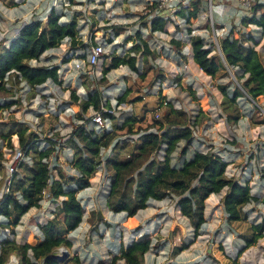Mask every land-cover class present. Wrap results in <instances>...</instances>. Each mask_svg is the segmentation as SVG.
<instances>
[{
	"label": "rangeland",
	"instance_id": "obj_1",
	"mask_svg": "<svg viewBox=\"0 0 264 264\" xmlns=\"http://www.w3.org/2000/svg\"><path fill=\"white\" fill-rule=\"evenodd\" d=\"M77 2L73 5L67 0H0V42L6 40L5 46L18 35V30L24 24L35 19L45 24L48 12L54 8L59 15L64 14L68 19L76 20L83 44L100 43L106 51L94 68L84 67L76 71L74 60L83 55V51L78 50V56L74 55L69 63L62 64L69 48L65 41L59 48L45 52L39 61L30 62L33 66H59L60 85L48 82L31 91L25 85L17 88L10 77L9 95L1 98L11 106L0 111V123L26 124L41 140L52 139L55 142L56 152L50 160L52 163L54 159L56 161L51 164V167L57 168L52 170L56 180L59 179V171L68 178L78 177L71 165L72 150L67 143L73 126L81 124L74 119L72 108L68 105L71 92L75 91L82 98L87 89L92 90L97 86L103 103L111 106L109 113L112 117L105 121L110 128L109 132L114 131L116 138L107 150L102 151L101 165L90 179V188L77 194V199L85 209L83 222L69 236L72 248L60 247L55 250L56 253L54 251V254L66 256L62 262L57 261L58 264H74L76 256L83 264H97L100 261L109 263L113 255L119 254L121 246H127L141 235H149L152 241L153 247L144 257L147 264H264V189L261 182V170L264 168V103L261 100L254 102L245 96L237 99L236 111L227 108L221 88L232 95L237 90L241 91L240 83L229 70L220 72L214 78L206 76L194 64L190 45L192 37H200L206 48L212 51L211 54H215L219 38L227 36L231 31L233 37L237 38V32L240 31L255 37L258 43L255 49L264 62V36L260 30L254 26L241 27L240 18L231 24L227 23L226 31L221 30L222 26H216L219 29L215 30L212 25L216 24L215 14L212 13V21L205 14V20L200 16L187 23V13H182L179 26L167 24L162 33L151 35L149 23L145 28L142 22L145 0ZM205 9L202 12L208 14ZM137 30L142 33V39L156 57L148 58L152 69L141 76V52L136 57L137 72L120 67L103 76L111 52L123 56L134 44L139 43L135 38ZM172 39L182 42V54L185 58H181L172 48ZM157 73L163 74L164 81L156 80ZM122 94L127 96L123 103L118 104L116 99ZM49 96L51 100L48 99ZM195 98H205L209 106L203 123L192 127V150H211L220 154L228 164L225 177L248 184L251 195L256 200L243 208L242 220L232 224L226 222L222 205L226 189L220 194L209 196L204 202L205 224L196 239L193 238L189 221L181 215L171 199L151 201L147 209L136 215L135 220L125 221L123 214H112L107 208L106 198L114 173L103 161L113 153L121 160L130 156L142 136L138 129L144 131L152 127L150 131L155 132L158 126L153 127L154 122L163 124L165 116L170 112L168 106L162 108L163 102L171 104L172 108L185 112L193 119L199 106ZM93 113L89 109L84 120L91 118ZM229 114L238 115L235 126L227 123ZM128 117L137 122L132 126V131L136 133L129 134L126 127L121 129ZM86 124L91 127L89 122ZM115 142H118L119 147L122 145L123 149H116L111 153ZM11 143L13 149L0 141V151L6 160L3 163L5 176L10 175L9 168L18 163L15 160L18 151L16 136H12ZM174 162L176 163L175 160ZM1 178L2 175L0 196L5 190V180L2 181ZM59 203L60 201H44L40 209H31L15 228L14 240L18 244H35V240L41 237L38 226L53 217V211ZM93 212L97 215L94 220L97 221V226L88 234L90 224L87 219ZM259 224L263 225V229L258 233L253 227ZM137 227L140 228L139 231L136 230ZM254 233L262 238L239 255L245 240ZM1 235L12 238L9 229L0 231ZM182 242L190 246L184 251H178Z\"/></svg>",
	"mask_w": 264,
	"mask_h": 264
},
{
	"label": "trees",
	"instance_id": "obj_2",
	"mask_svg": "<svg viewBox=\"0 0 264 264\" xmlns=\"http://www.w3.org/2000/svg\"><path fill=\"white\" fill-rule=\"evenodd\" d=\"M67 1L73 5L78 3L77 0ZM263 10L264 6L253 5L251 15L243 17L240 26L245 28L254 26L264 36ZM199 13L200 2L192 3V11L187 14V23L197 20ZM62 19H65V22H62ZM142 22L147 28L144 17ZM167 24L168 20L153 19L148 26L150 34L162 33ZM214 29L217 30L216 27ZM232 33L233 31L218 39V50L215 54H211L212 51L206 48L204 40L200 37H192L190 45L194 64L206 76L214 78L220 72L229 70L240 83L241 91L237 90L232 95L221 88L227 108L236 111V101L241 97L246 96L254 102L261 100L264 103V62L255 49L258 43L254 36L238 31L237 38H234ZM135 38L139 43L134 44L123 56L111 54L110 61L103 70V76L120 67L137 72L136 57L141 52V76H145L146 72L152 69L148 58L156 57L149 51L139 30L135 32ZM65 41L69 48L62 64L69 63L74 55L78 56V50L83 51L78 60L85 59L92 45L83 44L80 40L75 19H68L64 14L59 15L51 8L45 24L38 19L32 20L20 28L18 35L8 46H5L6 40L0 42V111L11 106L5 99H1L9 95L10 77L14 86L19 88L25 85L31 91L48 82L60 85L59 66H33L30 62L39 61L45 52L59 48ZM171 46L181 58H185L180 40L172 39ZM164 79L162 73H157L156 80L162 82ZM126 96L127 94H122L117 97L116 102L123 103ZM195 101L199 106L193 119L185 112L177 111L171 104H167L170 112L165 116L163 124L154 122L153 127L158 126L155 132L150 131L152 127L144 131L138 129V133H142L141 139L134 152L126 159L121 160L113 153L116 149H123L122 145L119 147L118 142H115L111 148L112 156L103 161V164L114 173L106 198L107 208L112 214H123L125 221L135 220L136 215L147 209L151 201L171 199L179 208L181 215L189 221L193 238L196 239L205 224L204 202L209 196L220 194L226 189L222 201L226 222L232 224L242 220L243 208L256 198L251 195L248 184H241L225 177L228 164L220 154H215L211 150L206 152L192 150L194 139L192 127L203 123L209 106L205 98H195ZM68 105L72 108L74 119L81 123L73 126L67 140L72 150L71 165L78 175L75 179L68 178L62 171H59L58 180L52 175V170L57 169L56 166L50 168L51 164L56 163L55 159L53 163L50 160L56 152V144L52 139L41 140L26 124L0 123V141L5 142L9 149H13L11 139L12 136H16L18 151L24 155V159L15 166L14 172L5 176L3 163L6 160L0 151V175L1 180H5V190L0 196V231L9 229L12 234V238L0 236V264H6L11 255L16 256L20 264H58L52 257L54 251L60 247L71 249L73 246L69 236L79 228L85 214L77 194L90 188V179L101 165V153L112 145L116 134L111 131L97 135L87 126L89 119L84 120V115L89 109L97 112L101 105H104L112 110L109 103H103L101 91L97 86L92 90L87 89L82 98L72 91ZM111 117L110 113L103 114L104 119ZM226 119L230 126H235L238 115L229 114ZM134 123H137L134 118L128 117L121 129L126 127L129 134L136 133L132 131ZM261 182L264 189V168L261 170ZM1 186L0 181V188ZM44 190H47L50 201L60 203L54 209L53 217L38 226L41 237L35 240V244H18L14 240L15 228L31 209L41 208ZM89 216L88 234L97 226V221H94L97 215L93 212ZM262 229V224L253 227L258 233ZM136 230L139 231L140 228L137 227ZM258 233L245 240L239 255L262 238ZM189 246L190 244L182 242L178 251H184ZM152 247L149 235H141L127 246H121L119 254L113 255L109 263L100 261L97 264L118 262L147 264L144 257ZM73 263L83 264L78 256L73 259Z\"/></svg>",
	"mask_w": 264,
	"mask_h": 264
},
{
	"label": "built area",
	"instance_id": "obj_3",
	"mask_svg": "<svg viewBox=\"0 0 264 264\" xmlns=\"http://www.w3.org/2000/svg\"><path fill=\"white\" fill-rule=\"evenodd\" d=\"M197 1L199 0H145V7L143 8L145 22L149 23L153 19H164V20H168V24L172 26L174 25L179 26L182 21L179 15L182 13L188 14V12L192 11V3ZM208 2H209L208 8L210 13L214 11V9L219 7L214 4L215 2L221 4L220 7L230 4L236 8L237 12L241 13L240 15L241 18L247 17L249 13L251 15L253 4L264 6V0H208ZM210 20H211V14H210ZM105 53L106 51L103 44L100 43H96L94 45L92 44L89 50L87 51V55L84 60H78V59L74 60V68L76 69V71H79L84 67H88V66L91 67L92 69L94 68L95 65H97L100 58L103 57ZM111 54H113V52H111L110 55ZM166 106L167 103L163 102L162 108ZM109 112H111V110L109 111L107 110L106 107H104V105H101L100 110L94 112L91 118H89V124L91 125L92 129L95 131L97 135H101L110 131L107 122L103 118V114ZM156 118H158V114L156 115ZM23 159H24V155L19 151H17L15 160L17 162H20ZM14 168L15 166L9 168L10 174L14 172ZM48 183H49L48 185L50 186L51 181ZM7 192L8 189L6 190V193ZM48 196L49 194L47 190H44L42 192V197L45 202L50 203L52 201L48 199ZM6 264H20V261L16 256L11 255Z\"/></svg>",
	"mask_w": 264,
	"mask_h": 264
},
{
	"label": "crops",
	"instance_id": "obj_4",
	"mask_svg": "<svg viewBox=\"0 0 264 264\" xmlns=\"http://www.w3.org/2000/svg\"><path fill=\"white\" fill-rule=\"evenodd\" d=\"M203 1L204 0H199V2H200V13H199L198 17L201 16L200 18L203 17L202 19L205 20V18H204L205 14L209 18H210V14H211V20H212V15L215 14V16H216V24L213 23V26L214 27H216V26L217 27L222 26V28H221L222 31H226V28L225 27L227 26V23L231 24L232 22H235L236 19H238V18L242 19L241 16H240L241 13L240 12H237L236 8L233 5L228 4L226 6H221L220 7L221 4H218L217 2H215L214 4L216 6H219V7L216 8V9H214L215 12L212 11L210 13L209 12V8H208V3H209L208 0H205L204 2ZM204 9L207 12H209L210 14L209 13L207 14L206 12H202V11H204ZM66 12H69V11L66 10ZM181 15L182 14H180L179 17H181ZM232 28H233V25H232ZM217 29H219V28H217ZM64 48H66V46H64ZM48 99L51 100L50 96L48 97Z\"/></svg>",
	"mask_w": 264,
	"mask_h": 264
},
{
	"label": "water",
	"instance_id": "obj_5",
	"mask_svg": "<svg viewBox=\"0 0 264 264\" xmlns=\"http://www.w3.org/2000/svg\"><path fill=\"white\" fill-rule=\"evenodd\" d=\"M52 257L58 262H62L66 258V256H59L57 254H54Z\"/></svg>",
	"mask_w": 264,
	"mask_h": 264
}]
</instances>
